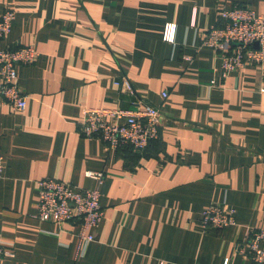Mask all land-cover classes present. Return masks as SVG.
<instances>
[{
	"label": "crops",
	"instance_id": "1",
	"mask_svg": "<svg viewBox=\"0 0 264 264\" xmlns=\"http://www.w3.org/2000/svg\"><path fill=\"white\" fill-rule=\"evenodd\" d=\"M235 7L264 15V0H0V14L16 15L0 47L39 54L17 69L27 108L0 106V235L11 251L0 264H255L237 249L264 230V65L223 77L205 44L219 11ZM139 102L163 118L145 152L80 133L89 109ZM44 179L100 193L104 217L81 253L77 225L37 218ZM213 203L233 208L236 224L206 231Z\"/></svg>",
	"mask_w": 264,
	"mask_h": 264
},
{
	"label": "built area",
	"instance_id": "2",
	"mask_svg": "<svg viewBox=\"0 0 264 264\" xmlns=\"http://www.w3.org/2000/svg\"><path fill=\"white\" fill-rule=\"evenodd\" d=\"M15 13L7 10L0 14V44L11 33ZM218 26L205 34V44L212 48L221 63L223 77L248 64L264 65V15L249 7H235L219 11ZM176 27L169 25L164 38L173 42ZM255 44L258 47H255ZM39 58L34 46L0 47V106H10L22 112L27 108L28 97L19 86L17 69L30 66ZM126 85L129 86L128 82ZM217 82H212L211 87ZM168 94H164L167 97ZM162 115L158 108L138 103L128 109H89L80 126V133L88 139H98L110 149L132 148L145 152L159 139ZM3 173V157L0 156V176ZM86 176L102 182L104 173L88 171ZM39 202L37 218L59 225L74 224L79 228V253L93 241L90 229L101 224L104 211L97 190H78L73 185L55 179L38 182ZM235 210L223 203H213L204 212L202 227L206 231H218L235 225ZM264 230H253L238 253L251 258L255 264H264ZM11 251L0 235V260Z\"/></svg>",
	"mask_w": 264,
	"mask_h": 264
},
{
	"label": "water",
	"instance_id": "3",
	"mask_svg": "<svg viewBox=\"0 0 264 264\" xmlns=\"http://www.w3.org/2000/svg\"><path fill=\"white\" fill-rule=\"evenodd\" d=\"M255 47H258V45H257V44H255Z\"/></svg>",
	"mask_w": 264,
	"mask_h": 264
}]
</instances>
